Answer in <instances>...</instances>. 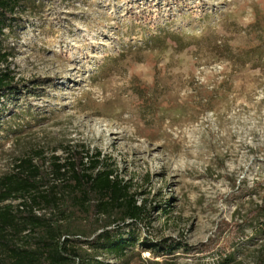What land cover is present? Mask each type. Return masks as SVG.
Instances as JSON below:
<instances>
[{"label": "rangeland", "instance_id": "374dc122", "mask_svg": "<svg viewBox=\"0 0 264 264\" xmlns=\"http://www.w3.org/2000/svg\"><path fill=\"white\" fill-rule=\"evenodd\" d=\"M15 23L10 70L38 91L0 129V178L100 153L151 208L142 232L186 246L128 264H264V0H20Z\"/></svg>", "mask_w": 264, "mask_h": 264}, {"label": "trees", "instance_id": "16d2710c", "mask_svg": "<svg viewBox=\"0 0 264 264\" xmlns=\"http://www.w3.org/2000/svg\"><path fill=\"white\" fill-rule=\"evenodd\" d=\"M19 7L20 0H0V129L4 121L16 122L23 114L15 97L38 91V86L28 89L15 78L10 70L12 54L5 48L6 31L17 30ZM162 39L156 36L146 42L157 47ZM36 158L43 156L38 153ZM36 158L20 159L11 173L0 178V264H107L103 257L128 264L146 251L186 250L176 241L154 243L142 232L141 228L152 227L151 208L140 203L131 185L100 153L70 150L65 159L52 157L44 170L46 162L36 165ZM249 226L264 238V205ZM214 258L213 264H236L228 248Z\"/></svg>", "mask_w": 264, "mask_h": 264}]
</instances>
